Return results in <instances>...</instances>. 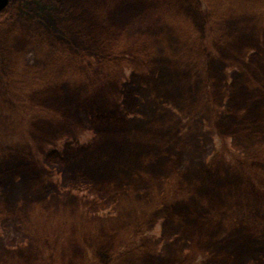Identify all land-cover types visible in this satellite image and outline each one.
Here are the masks:
<instances>
[{
    "label": "rangeland",
    "instance_id": "374dc122",
    "mask_svg": "<svg viewBox=\"0 0 264 264\" xmlns=\"http://www.w3.org/2000/svg\"><path fill=\"white\" fill-rule=\"evenodd\" d=\"M0 264H264V0H10Z\"/></svg>",
    "mask_w": 264,
    "mask_h": 264
},
{
    "label": "water",
    "instance_id": "95a60500",
    "mask_svg": "<svg viewBox=\"0 0 264 264\" xmlns=\"http://www.w3.org/2000/svg\"><path fill=\"white\" fill-rule=\"evenodd\" d=\"M10 4V0H0V13L3 12Z\"/></svg>",
    "mask_w": 264,
    "mask_h": 264
}]
</instances>
